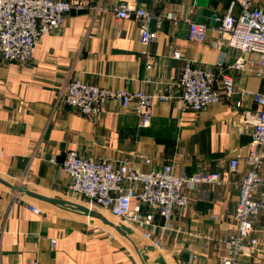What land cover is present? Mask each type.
Instances as JSON below:
<instances>
[{
  "label": "crops",
  "instance_id": "0c3cea01",
  "mask_svg": "<svg viewBox=\"0 0 264 264\" xmlns=\"http://www.w3.org/2000/svg\"><path fill=\"white\" fill-rule=\"evenodd\" d=\"M89 1L88 9L72 10L58 30L42 34L27 63L7 61L0 53V264H159L158 257L162 264H218L223 249L218 239L234 227L238 183L248 170L244 157L229 170V159L244 155L251 141L253 127L241 122L243 109L257 108L240 89L262 92L264 79L248 70H232L237 52L216 45L210 30L202 42L190 40L188 30L192 21L212 25L213 15H224L232 0ZM123 3L145 8L152 14L149 20L156 18L154 28L146 23L155 39L141 42V25L133 14L115 16ZM253 5L264 10V0ZM167 12L174 14L175 24L164 17ZM239 13V4H234L232 14ZM246 56L256 67L259 55ZM187 61L211 71L218 89L220 74L230 73L236 92L199 111L183 108L178 81ZM72 78L157 95L149 125L141 126L134 112L115 101L106 102L95 116L68 106L61 90ZM69 149L115 164L132 157L144 171L173 163L185 174L218 172L222 180L184 188L188 203L173 213L171 232L164 228L167 220L154 212L151 237L162 247L148 250L151 241L136 226L120 233L100 217L27 193L87 207L60 167ZM261 174L264 178V167ZM130 206L148 211L136 200ZM92 210L123 224L108 211ZM255 224L264 243V210ZM242 264L258 261L244 259Z\"/></svg>",
  "mask_w": 264,
  "mask_h": 264
},
{
  "label": "built area",
  "instance_id": "2783aa9c",
  "mask_svg": "<svg viewBox=\"0 0 264 264\" xmlns=\"http://www.w3.org/2000/svg\"><path fill=\"white\" fill-rule=\"evenodd\" d=\"M254 0H232L227 12L213 15V24L190 22L188 37L202 42L208 30L216 36L215 44H224L236 51L230 68L235 71L248 70L264 79V10L253 5ZM234 4H239L238 16L232 14ZM89 0H0V53L7 61L27 63L42 34L52 33L61 27L65 15L72 10L88 9ZM136 17L141 25L143 44L156 38L146 23L152 16L145 8H130L120 4L115 10L117 18ZM173 24L176 18L172 12L164 15ZM159 19V18H158ZM249 52L259 55L256 67L252 68ZM148 69L150 65L146 66ZM214 74L187 61L179 76V100L183 108L199 111L221 97H229L236 92L233 76L222 72L219 77L221 88L214 86ZM240 94H248L257 108L243 109L241 122L253 127L251 141L245 154L236 153L229 159V170L237 168L239 159L244 157L248 170L238 183V197L235 207L234 227L219 242L223 249L218 264H242L244 259H256L264 264V243L255 234V219L264 210V91L249 92L240 89ZM61 97L84 115L95 116L102 112L108 101L117 102L124 110H131L141 126H148L152 115V95L143 89L127 90L100 87L79 78L66 81ZM236 105L241 107V101ZM54 161V157L50 158ZM148 163L149 158H144ZM61 169L70 179V189L80 194L87 207H99L108 211L126 226L141 229L144 238L151 241L154 248H161L162 242L151 237L150 229L155 226L153 213L157 212L167 220L164 228L174 230L170 219L175 211H182L188 203L184 188L196 184L220 183L218 172L199 171L191 174L178 172L174 164H165L158 169L141 170L132 157L119 163L107 159H92L80 156L69 149L61 163ZM132 200L148 207L142 212L141 206L131 208ZM35 213L40 209L31 206ZM208 238V237H207ZM54 246L55 239H50Z\"/></svg>",
  "mask_w": 264,
  "mask_h": 264
},
{
  "label": "water",
  "instance_id": "95a60500",
  "mask_svg": "<svg viewBox=\"0 0 264 264\" xmlns=\"http://www.w3.org/2000/svg\"><path fill=\"white\" fill-rule=\"evenodd\" d=\"M156 22V18H151L149 20V26L151 28H154V24ZM27 193L35 198H38L40 200L46 201V202H50L52 204H58V205H67L69 206L71 209L79 211L81 213H83L84 215L87 216H93V217H100L102 222L105 224H109L110 226H112L113 228H115L118 232L120 233H124L125 231H129V227H127L124 224H120V225H116L114 223H112L111 221L107 220L105 217L101 216V214L97 211H94L84 205L81 204H77V203H72L63 199H59V198H53V197H48V196H44V195H40L37 193H33V192H29L27 191ZM148 250H154V247L149 246L147 247ZM157 263L162 264L163 263V259L161 257H158L155 260Z\"/></svg>",
  "mask_w": 264,
  "mask_h": 264
},
{
  "label": "rangeland",
  "instance_id": "374dc122",
  "mask_svg": "<svg viewBox=\"0 0 264 264\" xmlns=\"http://www.w3.org/2000/svg\"><path fill=\"white\" fill-rule=\"evenodd\" d=\"M95 210H100V211H102V212H106V211H103L101 208H99V207H95L94 208ZM107 213V212H106ZM109 219H111L113 222H118V220L116 219V218H114V217H111V216H109ZM96 222H97V220H95ZM99 222V221H98Z\"/></svg>",
  "mask_w": 264,
  "mask_h": 264
}]
</instances>
